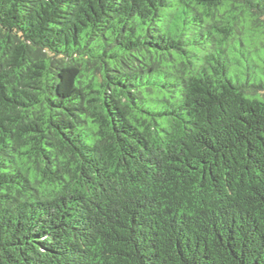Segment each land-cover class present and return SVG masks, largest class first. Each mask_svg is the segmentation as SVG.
I'll return each instance as SVG.
<instances>
[{
    "label": "trees",
    "instance_id": "trees-1",
    "mask_svg": "<svg viewBox=\"0 0 264 264\" xmlns=\"http://www.w3.org/2000/svg\"><path fill=\"white\" fill-rule=\"evenodd\" d=\"M0 264H264V0H0Z\"/></svg>",
    "mask_w": 264,
    "mask_h": 264
}]
</instances>
